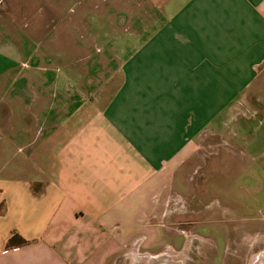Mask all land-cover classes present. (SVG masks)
<instances>
[{
  "label": "crops",
  "instance_id": "crops-1",
  "mask_svg": "<svg viewBox=\"0 0 264 264\" xmlns=\"http://www.w3.org/2000/svg\"><path fill=\"white\" fill-rule=\"evenodd\" d=\"M152 1L160 9L127 28L117 57L67 53L50 91L40 71L52 59L26 78L28 95L6 91L29 59L0 43V264L170 262L187 240L169 221L180 166L218 145L241 146L248 165L264 157V105L250 103L264 97V0ZM14 230L33 241L7 248Z\"/></svg>",
  "mask_w": 264,
  "mask_h": 264
},
{
  "label": "rangeland",
  "instance_id": "rangeland-1",
  "mask_svg": "<svg viewBox=\"0 0 264 264\" xmlns=\"http://www.w3.org/2000/svg\"><path fill=\"white\" fill-rule=\"evenodd\" d=\"M156 6L152 0H0V43L16 44L29 59L26 65L19 64L8 72L6 91L20 94L26 88V94L30 93L26 78L41 59H52L47 65L50 70L40 71L48 80L42 85L50 91L55 78L66 77L60 58L67 53L75 60L117 57V43L129 40L127 28L140 27L146 21L149 25L151 12L160 9ZM66 88V84L59 87ZM250 103L262 106L264 97L253 94ZM226 152L225 145H218L216 151L201 152L180 166L185 176L174 178L173 186L179 189L170 192L169 221L185 231L187 240L185 249L169 251L170 264H264V175L255 173L257 165H264V157L255 155L260 152L255 150L252 156H258V161L248 165L241 146H234L230 155ZM181 186L188 192L179 194ZM194 190L200 198L197 202L190 198ZM235 196L241 199L239 206L227 208V199ZM193 215L197 222L194 230L206 236L202 247L193 239ZM146 257L131 253L121 256L116 264H150Z\"/></svg>",
  "mask_w": 264,
  "mask_h": 264
},
{
  "label": "trees",
  "instance_id": "trees-1",
  "mask_svg": "<svg viewBox=\"0 0 264 264\" xmlns=\"http://www.w3.org/2000/svg\"><path fill=\"white\" fill-rule=\"evenodd\" d=\"M33 240L26 239L19 232L14 230L10 237L6 241L7 248H13L15 246L26 245L31 243Z\"/></svg>",
  "mask_w": 264,
  "mask_h": 264
},
{
  "label": "bare ground",
  "instance_id": "bare-ground-1",
  "mask_svg": "<svg viewBox=\"0 0 264 264\" xmlns=\"http://www.w3.org/2000/svg\"><path fill=\"white\" fill-rule=\"evenodd\" d=\"M155 257V256H154ZM158 257V256H157ZM171 256L170 255H167V254H165L164 256H162V257H158L160 260L161 259H169ZM156 258V257H155ZM158 261V260H157Z\"/></svg>",
  "mask_w": 264,
  "mask_h": 264
},
{
  "label": "water",
  "instance_id": "water-1",
  "mask_svg": "<svg viewBox=\"0 0 264 264\" xmlns=\"http://www.w3.org/2000/svg\"><path fill=\"white\" fill-rule=\"evenodd\" d=\"M156 264H170L168 261H158Z\"/></svg>",
  "mask_w": 264,
  "mask_h": 264
}]
</instances>
